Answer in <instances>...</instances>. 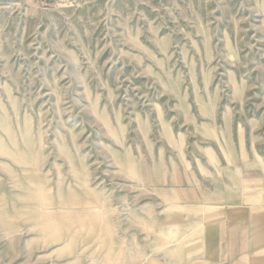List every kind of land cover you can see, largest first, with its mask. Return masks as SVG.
<instances>
[{
  "label": "rangeland",
  "instance_id": "rangeland-1",
  "mask_svg": "<svg viewBox=\"0 0 264 264\" xmlns=\"http://www.w3.org/2000/svg\"><path fill=\"white\" fill-rule=\"evenodd\" d=\"M263 188L264 0H0V264H148Z\"/></svg>",
  "mask_w": 264,
  "mask_h": 264
},
{
  "label": "crops",
  "instance_id": "crops-1",
  "mask_svg": "<svg viewBox=\"0 0 264 264\" xmlns=\"http://www.w3.org/2000/svg\"><path fill=\"white\" fill-rule=\"evenodd\" d=\"M200 231L188 244L153 255L147 263L264 264V205L220 207L214 218L203 223Z\"/></svg>",
  "mask_w": 264,
  "mask_h": 264
}]
</instances>
